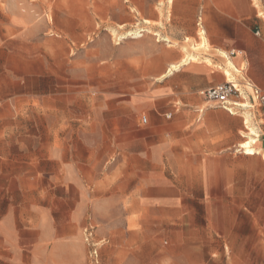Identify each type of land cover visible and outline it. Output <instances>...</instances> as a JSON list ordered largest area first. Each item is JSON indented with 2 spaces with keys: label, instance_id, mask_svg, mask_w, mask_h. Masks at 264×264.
Returning <instances> with one entry per match:
<instances>
[{
  "label": "rangeland",
  "instance_id": "rangeland-1",
  "mask_svg": "<svg viewBox=\"0 0 264 264\" xmlns=\"http://www.w3.org/2000/svg\"><path fill=\"white\" fill-rule=\"evenodd\" d=\"M231 1L264 56L260 0H200ZM171 2L0 0V264H264V120L260 154L243 126L236 159L204 151L222 107L187 70L229 67Z\"/></svg>",
  "mask_w": 264,
  "mask_h": 264
},
{
  "label": "crops",
  "instance_id": "crops-1",
  "mask_svg": "<svg viewBox=\"0 0 264 264\" xmlns=\"http://www.w3.org/2000/svg\"><path fill=\"white\" fill-rule=\"evenodd\" d=\"M173 1L174 0H172L171 4H173ZM260 5L264 11V0H260ZM169 10L173 14L174 19H177V21L190 23L191 30L192 24L196 21L197 28L202 30L201 34L204 36L205 45L213 47L215 51L220 53L210 55L209 61L214 62L212 60H217V62H222L223 60H225L227 62L226 57H228L235 68L231 69V67L228 65L229 68L226 69L230 73V76L228 77L225 75V69H223L221 66H219L220 70H210L206 62L201 61L194 66V69L187 71L190 77V86L205 90L212 88L217 85L216 83L222 80L220 78L212 79L213 77L211 76L215 73L219 74L222 71L223 80L225 79L224 83H233L240 90L241 97L236 98L240 102L231 101L230 105L225 108H206L203 115L204 117H206L203 121V135H206L207 137L210 136V133H207V131L209 130L206 126L208 121H213L212 118L222 119L219 125H214V132H211L213 136H216L215 141L212 142V144L210 143L211 141H207V143L209 144L207 146H204V151L218 153L215 157H218L219 161L226 158L236 159V155L232 153L231 149L238 144L239 138L237 134L242 126L246 131L244 121L245 117L248 118L249 125L255 130V132H257L256 127H253L250 124V120H256V117H258L260 121L264 120V116L261 114L260 108L256 104V101L252 96V90L249 87V85H252L256 88H264V77L259 76L253 69L250 70L249 74H247V68L246 70H243L242 68L239 69L238 67V64L244 62H252L251 57L253 56L256 57L253 58L255 59V61L264 63V56H261L258 53V46L261 45V42L255 41L251 34L242 30V19L241 16H239L236 2L231 1L229 8L222 9L215 7L207 8L201 4L200 0H177V6H171ZM260 15H263V13H261ZM193 32L195 33V28H193ZM256 35L258 36L259 32H257ZM230 48H234L235 51L238 50L239 54H233ZM234 64H237L238 68ZM183 70L185 69L183 68ZM172 71L176 70L171 69V71H169L168 73H171ZM232 71L242 75L240 77L237 76V78L233 77L232 79H230L231 75L235 74L232 73ZM169 75L174 74L171 73ZM258 89L261 91L260 88ZM235 103H244L245 106ZM234 110L241 111V113L235 112ZM200 112L203 113V110L200 109ZM165 117L169 119L171 115H165ZM224 117H226V119H224ZM145 118L147 123V117ZM140 124L142 125L143 123L140 121ZM210 127H212L211 124ZM245 133L247 134V131ZM256 134V138H258L257 140L259 150L260 135L258 134V132ZM246 136L242 135L241 138L246 139ZM243 155L244 157L254 156L246 155L244 153Z\"/></svg>",
  "mask_w": 264,
  "mask_h": 264
},
{
  "label": "built area",
  "instance_id": "built-area-1",
  "mask_svg": "<svg viewBox=\"0 0 264 264\" xmlns=\"http://www.w3.org/2000/svg\"><path fill=\"white\" fill-rule=\"evenodd\" d=\"M252 90V96L260 108L261 114L264 116V94L256 87L249 85ZM199 94L209 101L217 102L222 108L230 105L231 98H240L241 92L233 83L227 82L203 90ZM141 122L146 124V118L143 116Z\"/></svg>",
  "mask_w": 264,
  "mask_h": 264
},
{
  "label": "bare ground",
  "instance_id": "bare-ground-1",
  "mask_svg": "<svg viewBox=\"0 0 264 264\" xmlns=\"http://www.w3.org/2000/svg\"><path fill=\"white\" fill-rule=\"evenodd\" d=\"M261 14V13H260ZM225 57V56H224ZM227 58V62L228 65L232 68H234L233 64L230 62L229 58ZM188 59V58H187ZM193 60V59H191ZM187 61V60H186ZM185 64V63H184ZM183 65V64H182ZM171 69H177V66H170ZM171 69L169 71H171ZM227 69V68H226ZM225 69V75L226 76H230V73L228 70ZM235 69V68H234ZM235 104H241L243 106H245L244 103H235ZM245 128L247 130V136H246V140H244L240 145L239 148L240 150L246 154V155H255V154H260L259 150H258V138L257 137V132H255V130L249 125V120L247 117H245Z\"/></svg>",
  "mask_w": 264,
  "mask_h": 264
}]
</instances>
